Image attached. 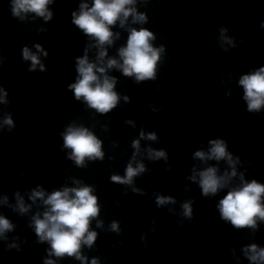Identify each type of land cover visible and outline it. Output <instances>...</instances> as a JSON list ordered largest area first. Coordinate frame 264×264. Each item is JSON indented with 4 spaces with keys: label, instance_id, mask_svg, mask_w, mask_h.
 <instances>
[{
    "label": "clouds",
    "instance_id": "9594fccd",
    "mask_svg": "<svg viewBox=\"0 0 264 264\" xmlns=\"http://www.w3.org/2000/svg\"><path fill=\"white\" fill-rule=\"evenodd\" d=\"M51 0H13L12 13L14 16H20L21 13L34 12L39 16H45L46 5ZM135 3V0H93L92 7L87 4L80 5V13H72V22L81 29L86 35L94 37L100 46L99 59L107 55L104 45L112 44L113 33L110 30L111 25H115L119 20L121 27L130 15L134 16L135 21L145 22L144 14H136L135 9L129 7ZM51 13H47L45 19L51 18ZM123 17V18H122ZM222 31H226L223 29ZM153 33L145 28L139 30L133 28L130 30L127 45L119 49V56L123 63L119 64L115 59L107 61V67H119L123 70L125 76L135 75L137 82L144 80H154L157 74V63L161 58L163 46L154 48L150 43L154 40ZM40 46L37 45V48ZM24 59H31L33 67L39 63L38 58L32 55L27 48L23 51ZM43 70V65H41ZM77 71L79 78L77 82L69 87L74 91L75 97L79 100L81 97L87 104L100 113H106L114 108L118 101L117 94L113 91L115 80L104 76L101 82L96 72L104 73L105 68L97 66L88 61L87 56L78 60ZM240 84L245 90V99L248 101V110L259 111L264 105V68L250 75H245L240 79ZM5 96L7 93L4 94ZM0 102H7L0 97ZM5 125L13 126L11 117L5 118ZM64 135V146L72 149L71 159H74L78 166H83L84 158L90 159L103 158L100 148V141L87 129L68 127ZM143 136V133H141ZM149 139H155L154 134H149ZM212 147L210 154L197 151L195 155L201 159L216 160L227 158L229 164H233L232 156L227 151V145L224 140L216 139L210 141ZM139 142L134 141L133 146L138 147ZM163 152H156L157 158L163 156ZM144 171L143 165L133 168L131 164L126 170V177L112 176L111 179L118 183H130L132 177L139 172ZM217 169L209 167L200 173V186L203 194H215L219 188L224 186L225 177L216 175ZM227 176V174H225ZM236 175L235 169L231 173ZM195 179V177H193ZM18 195V194H17ZM264 195V185L252 180L250 183H244L243 187L229 191L223 199L220 200L219 210L221 219L230 221L235 228L255 227V217L264 219V205L261 204V197ZM43 190H34L31 199L37 198L43 200L46 206H49L43 213V218L37 214L33 217L35 231L41 241H48L51 244V254L57 257L76 256L83 260L80 255L81 243L89 247L94 243L97 234L89 230L90 220L99 215V207L96 196L92 195L91 187L64 188L62 191H53L45 199ZM171 198L159 197L158 204H164ZM18 207L21 212H26L28 208L24 205L22 199H18ZM184 215L191 218L192 209L190 203L183 205ZM12 224L0 216V233L11 230ZM112 229L117 230L118 225L114 222ZM252 255L249 259L252 261H264V249L257 250L255 244L250 246ZM45 264H54L47 260ZM92 264H97L96 260Z\"/></svg>",
    "mask_w": 264,
    "mask_h": 264
}]
</instances>
